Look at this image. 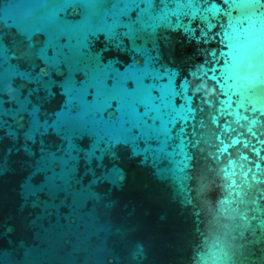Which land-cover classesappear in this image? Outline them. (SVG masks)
<instances>
[{
  "label": "water",
  "instance_id": "obj_1",
  "mask_svg": "<svg viewBox=\"0 0 264 264\" xmlns=\"http://www.w3.org/2000/svg\"><path fill=\"white\" fill-rule=\"evenodd\" d=\"M0 264H264V0H0Z\"/></svg>",
  "mask_w": 264,
  "mask_h": 264
}]
</instances>
